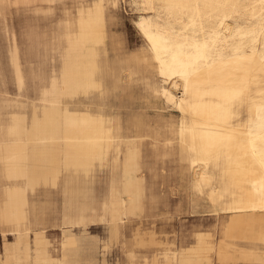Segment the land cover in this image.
Segmentation results:
<instances>
[{"label":"bare ground","instance_id":"6f19581e","mask_svg":"<svg viewBox=\"0 0 264 264\" xmlns=\"http://www.w3.org/2000/svg\"><path fill=\"white\" fill-rule=\"evenodd\" d=\"M5 1L0 0V12ZM167 1L179 9L191 2ZM15 2L22 3L28 27L36 29L37 46L55 66L49 75L41 72L45 84L38 103L26 99L17 104L23 113L12 115L5 157L9 180L27 177L33 187L46 184L51 175L53 182L68 174L73 223L94 221L101 214L108 220L138 216L145 210L147 191L141 173L142 146L152 135L158 142L155 150L162 142L163 154H177L189 179L192 174L193 202L205 200L216 215L223 213V225L217 251L210 242L212 234L199 232L179 256L168 242L156 238L155 231L137 229L135 245H156L150 256H141V264H212L214 252L219 264H234L240 251L231 250L225 239L264 244V52L260 49L264 19L248 30L221 22L222 32L215 31L210 41L200 43V56L181 49V36L171 27L153 23L144 31L150 48L129 52L111 28L117 0ZM155 2L142 0L145 6L154 7ZM255 3L264 10V0ZM57 10L61 16L55 15ZM246 34L251 35V45L234 47L232 41ZM218 45L234 50L207 56L206 51ZM10 66L22 91L26 74L15 42ZM141 75L145 89L179 113L177 122L164 130L148 131L143 116L131 117L128 112ZM28 151L36 158L30 170ZM4 194L0 195V231L5 238L0 264H60L62 256L49 252L44 233L35 234L32 249L29 232H22L24 190L16 186ZM8 225L18 229L13 242L6 240ZM245 254L264 264V250ZM136 257L132 250L130 264Z\"/></svg>","mask_w":264,"mask_h":264},{"label":"rangeland","instance_id":"374dc122","mask_svg":"<svg viewBox=\"0 0 264 264\" xmlns=\"http://www.w3.org/2000/svg\"><path fill=\"white\" fill-rule=\"evenodd\" d=\"M254 1L191 0L187 7L179 9L167 0H156L154 7L145 6L142 0H117L119 8L111 28L121 47L135 52L142 47L150 48L144 34L149 24L168 25L175 34L181 36L178 40L181 49L188 48L200 56V43L203 39L210 41L215 31L221 33V22L228 21L235 29L241 30H248L263 22L264 10L254 4ZM196 4H199V8ZM3 7L0 12V94L19 98L20 91L10 66V53L15 42L26 74V84L21 93L24 94V99L38 103L40 88L45 84L41 72L45 71L49 75L55 63L47 60L44 49L37 46L33 37L36 29L28 27L22 3L6 0ZM55 15L61 16L62 13L57 10ZM233 43L234 47L248 48L251 45V35L246 34L241 40L232 41ZM234 47L222 50L218 45L208 49L206 54L209 57L226 55ZM260 49L264 52V45H260ZM139 78L135 84V98L131 100L133 107L128 110L130 116H143L145 123L149 125L146 128L153 132L166 129L170 122L176 123L179 113L145 89L146 81L142 80V75ZM176 94L181 96L180 91H176ZM156 143L158 142L151 135L145 138L142 146L141 173L147 184L145 210L138 216L124 220L121 235L116 240L110 241L109 226L105 221L89 224L86 229L74 226L70 228L73 232L67 231L63 235L65 227L62 194L53 191L46 196L41 193L39 204L46 208V222L37 228L44 229L51 253L58 258L62 256L60 264H130L129 254L132 250L137 255L135 264H141V256H150L156 245H135L137 229L143 232L155 231L156 238L168 242L173 250L193 245L195 235L199 232L215 234L223 213L216 215L205 200L198 204L193 202L196 195L190 182L192 174L189 179L185 165L177 154H163L162 142L158 144L159 150H155ZM7 239L14 241V235H8ZM238 241H248L244 244L245 248L264 250V244L258 241ZM2 251L3 236L0 231V254Z\"/></svg>","mask_w":264,"mask_h":264},{"label":"crops","instance_id":"0c3cea01","mask_svg":"<svg viewBox=\"0 0 264 264\" xmlns=\"http://www.w3.org/2000/svg\"><path fill=\"white\" fill-rule=\"evenodd\" d=\"M24 101H26V99H24V94H22L21 91L19 93V98H11L9 96H6L5 94L4 95L0 94V157L2 158V159L0 158V195H5L4 193L8 192L9 189L14 188L16 186H19L22 188V190H24L25 200L27 199L26 200L27 204L23 207V211H24V215L26 216L25 217L26 219L22 223V232L23 231L29 232V243L31 245V248L33 249L35 247V239H36L35 234L36 233H44V238L47 239L44 229L37 228L39 225H43L46 222V218L44 217V215L46 214V211H45L46 208L44 206H40L39 196L41 195V193H44L46 196H48L53 191L60 192L63 196V201H64L63 224L65 227L63 230V234H64V232H67V231L73 232V230L70 228H72L74 226H83L84 229H86L89 224H92L95 222L105 221L108 223V226H109L110 241L113 239L114 240L118 239L119 236L121 235L122 226L125 223L124 220L127 218L126 216H123V218L120 220H108L106 218H103V216L101 214L100 217L94 221H90L87 223H73L72 214L70 211V209L72 210V208H73V206L70 204V201H71L70 194H71L72 190L69 188V175L68 174H64L61 178H58V180L56 178L53 182L51 181V180H53L52 175H51L50 177L47 178V181L49 180L48 184H47V181H46V184L44 181H42L39 184L34 185L33 186L34 188L29 186L27 177H25V178L22 177V179H20L18 181L15 179L9 180V178H7V173H6L7 172V164H6L5 160L7 158V155H9V154H7L8 151H6V149H7L6 146H9L11 144V137H10L9 130L11 129V126L14 125V123H12V115L23 113V109L20 108L17 104L22 103ZM1 148H2V150H1ZM1 152H2V154H1ZM30 154H32V153H30L28 151L27 167L29 170L32 169L34 166L35 162L32 163V161L36 160L35 157H32V155L34 156V153L32 155H30ZM33 159H35V160H33ZM50 161L53 162V159H51ZM28 164H30V165H28ZM51 167H52V165H51ZM51 171L52 170H50V173H52ZM137 175L140 176L139 174H137ZM53 186H55V187H53ZM222 225H223V217L219 220V223L215 229V234H212V237L210 240L211 244L214 245V247L216 248V251L218 249V242L221 240V226ZM4 230L6 232V240L7 241H9L7 239L8 235L13 234L15 236V234L18 232L17 227L14 225H8L4 228ZM7 233H11V234H7ZM31 234H33V236H31ZM197 234L195 235V238H196ZM2 236H3V233H2ZM14 240H15V237H14ZM4 241H5V238L3 236V244H4ZM225 242L231 244V247H230L231 250L240 251V253L237 255V260L235 261L234 264H239V262H242L243 264H251V263L260 264L256 261L249 259V257L246 256V254H245L246 252L247 253H249V252H259V253L262 252V250H256V249L251 250V249L245 248L244 244L248 241H238V240H232V239L231 240L225 239ZM48 244H49V252L51 253L49 240H48ZM235 244H237V245L235 246ZM215 253L216 252H214L212 254V259H213L212 264H219L217 254H215ZM177 254L179 256L180 249L177 250Z\"/></svg>","mask_w":264,"mask_h":264}]
</instances>
